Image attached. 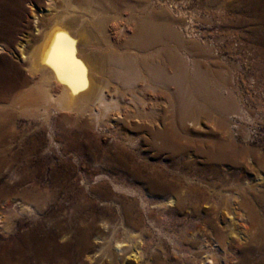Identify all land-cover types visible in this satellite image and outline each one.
<instances>
[{"label": "bare ground", "instance_id": "6f19581e", "mask_svg": "<svg viewBox=\"0 0 264 264\" xmlns=\"http://www.w3.org/2000/svg\"><path fill=\"white\" fill-rule=\"evenodd\" d=\"M24 1L0 0V54L8 61L0 67V115L49 126L58 116L131 143L148 134L172 163L140 179L156 199L106 175L109 182L94 186L83 172V191L55 178L48 205L35 195L43 190L40 173L11 163L12 177L0 185V264H264V229L255 227L264 219V151L254 145L256 131L241 123L254 118L219 70L187 57L205 47L181 30L184 3L152 7L116 39L121 25L111 21L124 0H45L39 12L29 0L41 25L17 40ZM89 36L97 40L90 50ZM109 184L131 194L132 205H120ZM196 223L198 235L189 230ZM146 229L160 248L143 261L136 242Z\"/></svg>", "mask_w": 264, "mask_h": 264}, {"label": "rangeland", "instance_id": "374dc122", "mask_svg": "<svg viewBox=\"0 0 264 264\" xmlns=\"http://www.w3.org/2000/svg\"><path fill=\"white\" fill-rule=\"evenodd\" d=\"M44 1L34 0L37 12L41 11L38 7L44 11ZM168 1L184 3L181 14L177 13L180 19L182 17L181 30L197 36L201 47H205L201 48L202 51L196 49L195 52H187V57L190 60H198L204 66L207 63V66L219 70L226 81L233 83L234 95L238 103L244 106V114L247 113L252 120L254 118L253 122L242 120L241 123L256 131L254 145L264 151V0H152L148 2L150 7L145 0L119 1L115 4V19L111 21L112 24L121 25L116 39L124 35V32L121 33L123 29L129 32L139 18L150 12L152 7H164ZM23 6L26 11L19 21L20 27L15 35L17 40H20L22 34H36L35 26L39 28L41 25L40 21L35 24L29 15V0H25ZM105 10L110 11L108 14L112 12L107 6ZM104 12L103 10L101 13ZM88 42L87 49L90 50L97 40L89 36ZM7 64L4 54H0V67H6ZM12 100L11 98L9 104ZM145 106L149 109L151 101L147 100ZM159 113L162 114V110ZM6 114L0 115V185L11 179V163L28 167L31 171L37 170L43 180L40 186L43 190L35 194L38 195L36 198L39 204L53 203L56 194L53 187L55 178H67V188L76 187L77 190L83 191L85 188L80 185V176L84 172L92 179L95 178V181L91 182L94 186L109 182L104 178L106 175L115 179L120 186H134L146 190L145 183L140 179L158 172L164 174L165 166L172 163L168 148H160L151 143L148 134H136L135 142L131 143L126 140L124 134L113 136L100 129L67 123L58 116L53 117L52 125L49 126L41 118L30 119L11 111ZM98 177L101 179L97 181ZM109 190L121 197L120 205H132L127 201L132 198L131 194L117 191L111 184ZM146 191L151 199L157 198ZM108 202L112 203L110 200ZM95 204L101 206L97 200ZM134 208L142 210L138 204L134 205ZM100 212V208L95 210V214L99 216L102 214ZM67 213L72 214V211ZM178 216L184 217L182 214ZM260 221L255 223V227L263 230L264 219L261 217ZM103 223L99 221L97 227L108 231V226L105 228ZM164 229L171 232L174 230L168 226ZM189 230L198 235L199 223L194 224V231ZM144 233V241L138 240L136 243H139V251L143 252V261H148L152 254L159 250L160 242L153 229H146ZM154 247L158 250H154Z\"/></svg>", "mask_w": 264, "mask_h": 264}]
</instances>
